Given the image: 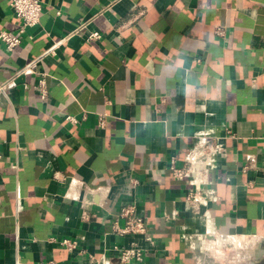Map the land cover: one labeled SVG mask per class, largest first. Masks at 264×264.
<instances>
[{"label": "crops", "instance_id": "crops-1", "mask_svg": "<svg viewBox=\"0 0 264 264\" xmlns=\"http://www.w3.org/2000/svg\"><path fill=\"white\" fill-rule=\"evenodd\" d=\"M41 1L0 42V264H118L133 242V264H220L227 241L264 242V0ZM19 25L0 0V30ZM125 207L150 242L116 232Z\"/></svg>", "mask_w": 264, "mask_h": 264}, {"label": "built area", "instance_id": "built-area-1", "mask_svg": "<svg viewBox=\"0 0 264 264\" xmlns=\"http://www.w3.org/2000/svg\"><path fill=\"white\" fill-rule=\"evenodd\" d=\"M9 2L10 8L14 12L17 19L20 21L19 29L16 33H11L7 31L0 30V42L4 44L7 51L12 52L16 47L21 44V38L25 34L28 28H32L39 24L40 18L42 15L43 7L41 0H6ZM98 33L90 34L89 40H98L100 39ZM52 52H48L45 55H49ZM29 69L26 68L16 74V76L28 72ZM15 78L11 79L8 82L0 84V94H2L6 89L10 88L14 84ZM34 90L38 93L39 97L42 100H46L48 96V91L46 87V82L42 78L34 86ZM99 126L103 127L104 118L103 116H98ZM67 121L70 123H75L76 120L74 117H68ZM219 151V148L214 145L213 139L209 137H203L200 139L199 151L196 153L195 162L201 164L204 170H206L212 163V156ZM2 158L0 157V162ZM169 172L171 177L178 182H182L187 179L189 176L193 178L200 179L201 172L193 170L191 164L185 162L182 167H177L175 161L171 162L169 167ZM201 199L199 189L197 188L195 192L189 193L187 201L190 203L199 202ZM121 218H124L125 225L122 228H117L116 232L120 235H131V236H142L145 237V240L150 242L151 238L147 235L146 225L143 218H140L135 213L134 207H125L122 209ZM62 246H65L68 251H72L76 248V242L70 240H63L60 242ZM119 250L118 255V264H133L141 263L143 260V254L145 250L140 248L137 243L133 242L128 247L121 249L114 248Z\"/></svg>", "mask_w": 264, "mask_h": 264}, {"label": "rangeland", "instance_id": "rangeland-1", "mask_svg": "<svg viewBox=\"0 0 264 264\" xmlns=\"http://www.w3.org/2000/svg\"><path fill=\"white\" fill-rule=\"evenodd\" d=\"M223 252L220 264H264V242L244 238L229 240Z\"/></svg>", "mask_w": 264, "mask_h": 264}]
</instances>
